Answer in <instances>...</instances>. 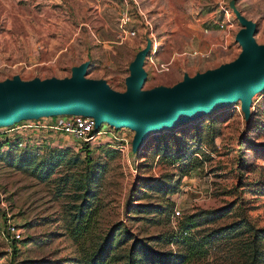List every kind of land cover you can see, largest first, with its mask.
<instances>
[{
    "label": "rangeland",
    "instance_id": "rangeland-1",
    "mask_svg": "<svg viewBox=\"0 0 264 264\" xmlns=\"http://www.w3.org/2000/svg\"><path fill=\"white\" fill-rule=\"evenodd\" d=\"M220 1L0 0V81L60 79L86 63L85 78L123 92L129 64L147 47L141 90L169 87L239 54L236 14L255 23L253 39L264 45V0H222L233 27L221 49ZM101 124L106 134L87 144L46 128H25L20 145L0 142L2 227L7 220L19 232L11 239L0 228V264H82L102 242L118 262L131 254L148 264L151 252L171 261L170 236L184 218L224 205L227 215L198 229L240 218L264 227V90L247 117L234 101L150 132L134 151L133 130ZM181 164L193 167L181 174ZM245 242L238 234L188 264H241Z\"/></svg>",
    "mask_w": 264,
    "mask_h": 264
},
{
    "label": "water",
    "instance_id": "water-1",
    "mask_svg": "<svg viewBox=\"0 0 264 264\" xmlns=\"http://www.w3.org/2000/svg\"><path fill=\"white\" fill-rule=\"evenodd\" d=\"M236 18L239 54L215 68L183 75L169 87L141 90L147 47L129 64L123 92L112 90L104 80L85 78L86 63L72 67L70 75L60 79L24 81L14 76L0 81V127L40 116H89L95 130L101 123L133 130L134 151L150 132L172 129L234 101H239L247 117L252 95L264 90V45L253 39L254 22L240 14Z\"/></svg>",
    "mask_w": 264,
    "mask_h": 264
},
{
    "label": "trees",
    "instance_id": "trees-1",
    "mask_svg": "<svg viewBox=\"0 0 264 264\" xmlns=\"http://www.w3.org/2000/svg\"><path fill=\"white\" fill-rule=\"evenodd\" d=\"M187 165L179 166L181 174L193 167ZM50 173L51 168L46 171V175ZM228 209L229 206L224 205L204 210L196 216H186L177 229L171 233V243L177 247L171 261L161 254L151 252L148 264H188L190 261L204 257L210 249L238 234L245 235V243H247L244 246L245 253H243L241 264H264V227H255L245 218H240L223 225L198 229L200 226H206L223 218L227 215ZM109 247L110 245L102 242L84 259L82 264H137V257L131 254H128L124 261L119 260L121 262H118L111 256Z\"/></svg>",
    "mask_w": 264,
    "mask_h": 264
},
{
    "label": "built area",
    "instance_id": "built-area-1",
    "mask_svg": "<svg viewBox=\"0 0 264 264\" xmlns=\"http://www.w3.org/2000/svg\"><path fill=\"white\" fill-rule=\"evenodd\" d=\"M222 0L219 2V7L221 8ZM223 11V19L220 20L217 24L222 31H224L223 41L219 44V47L222 49L226 48V42L224 38L228 36L229 30L233 27L232 20L229 19V15L227 10L221 8ZM210 51V48L206 52H199L193 50L188 53L190 56L200 55L207 56ZM185 52L182 53V55ZM171 62V60H170ZM169 62V63H170ZM169 63H160L158 66L159 71H167ZM102 124L95 130L94 129V120L92 117L83 116V115H59L56 116L49 123L42 124H34L28 123L27 121L16 122V124L10 125L8 128H4L0 130V142L5 140H15V142L20 145L21 144V133L25 128H31V130H35V128H46L47 130L55 133H64L69 134L74 137L76 140L81 143H89L92 139L97 138L100 135L106 134V130L100 128ZM7 127V126H3ZM3 134V135H2ZM2 139V140H1ZM0 228H4L5 232L9 234L11 239H18L19 232L17 228L11 224L9 221L4 222V226L2 227L1 214H0Z\"/></svg>",
    "mask_w": 264,
    "mask_h": 264
},
{
    "label": "crops",
    "instance_id": "crops-1",
    "mask_svg": "<svg viewBox=\"0 0 264 264\" xmlns=\"http://www.w3.org/2000/svg\"><path fill=\"white\" fill-rule=\"evenodd\" d=\"M223 37H224V35H223ZM223 37L221 38L222 40L219 42V43H221L222 41H223ZM227 38V37H226ZM226 38H224V40H225V42H226ZM227 45V44H226ZM222 49V48H221ZM54 118H51V120L50 121H52Z\"/></svg>",
    "mask_w": 264,
    "mask_h": 264
}]
</instances>
